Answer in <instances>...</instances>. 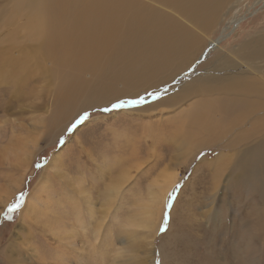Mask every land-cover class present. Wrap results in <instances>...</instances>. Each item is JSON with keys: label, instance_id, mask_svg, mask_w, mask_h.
<instances>
[{"label": "rangeland", "instance_id": "rangeland-1", "mask_svg": "<svg viewBox=\"0 0 264 264\" xmlns=\"http://www.w3.org/2000/svg\"><path fill=\"white\" fill-rule=\"evenodd\" d=\"M221 10L204 28L192 26L188 63L149 92L158 97L142 92L143 104L104 112L139 96L86 106L92 94L83 90L62 114L56 113L61 72L33 48L32 57L22 54L23 11L14 0H0V264H264V160L238 164L247 148H256V118H236L233 127L230 120L213 135L205 121L192 130L183 123L207 96L154 105L205 67L212 71L213 61L244 64L264 84V57L251 63L239 53L264 45V0H231ZM84 112L89 117L69 132ZM42 153L46 159L27 183ZM236 175L238 183L229 185ZM20 192L25 199L9 214Z\"/></svg>", "mask_w": 264, "mask_h": 264}, {"label": "bare ground", "instance_id": "bare-ground-1", "mask_svg": "<svg viewBox=\"0 0 264 264\" xmlns=\"http://www.w3.org/2000/svg\"><path fill=\"white\" fill-rule=\"evenodd\" d=\"M14 1L15 7L23 11L20 22L22 54L31 56L28 50L33 48L44 59L50 60L52 71L62 74L64 82L56 113L63 114L83 90L92 94V101L84 103L88 106L114 97H138L142 92L148 94L163 86L188 63L183 57L196 42L192 26L204 28L206 20L221 12L231 0ZM6 35L14 38L11 32ZM245 49L244 46L239 52L241 58L251 63L257 57H264L263 44L251 51ZM1 56L4 62V48ZM219 56L226 59V56ZM220 66L227 69L218 73ZM245 66L230 59L222 65L213 61L209 66L213 67L212 71L209 68L206 71L205 67L202 74L176 85L171 93L158 99L154 105H175L195 94L207 96L189 110L188 121L183 123L192 130L205 121L213 135L218 134V127L252 115L256 118L252 127L257 126L260 131L259 140L253 145L255 150L247 148L238 158L242 168H249L259 159L264 160V111L261 112L264 84ZM250 66L258 70V66ZM220 86H225V89H217ZM218 92L221 95L218 96ZM231 93L239 98L232 100L227 97ZM238 122L234 120L231 126ZM239 179V175L231 177L229 185H236ZM114 185L113 190L117 186ZM262 195L264 197V191ZM147 205L153 207L154 203L145 205L147 213L151 214L153 209ZM75 207L78 210L75 219L82 228V211L78 204ZM58 218L62 221L63 216ZM62 225L61 222L60 227Z\"/></svg>", "mask_w": 264, "mask_h": 264}, {"label": "snow or ice", "instance_id": "snow-or-ice-1", "mask_svg": "<svg viewBox=\"0 0 264 264\" xmlns=\"http://www.w3.org/2000/svg\"><path fill=\"white\" fill-rule=\"evenodd\" d=\"M149 95H152L154 98L159 96V93H148ZM145 102L144 97L143 96H139L138 98L135 99H126V100H120L116 103L111 104L110 107H105L102 109V111L104 112H109V111H114V110H118L120 108H123L126 105H140L143 104ZM89 113L88 112H84L83 114H81L72 124L71 126L68 128L69 132L74 131L80 124H82L88 117H89ZM61 143H63V139L61 138ZM37 167H41L42 165H40L39 163L36 165ZM26 196V193L24 192H20L18 197L16 198L15 202L13 204L10 205V207L8 208V213L11 214L12 212L16 211L22 204V202L24 201ZM171 202V196L169 197V203ZM9 219H11V215L8 216ZM165 219H170V213L167 211V207H166V215H165ZM162 230H166V228H162Z\"/></svg>", "mask_w": 264, "mask_h": 264}, {"label": "trees", "instance_id": "trees-1", "mask_svg": "<svg viewBox=\"0 0 264 264\" xmlns=\"http://www.w3.org/2000/svg\"><path fill=\"white\" fill-rule=\"evenodd\" d=\"M47 155H44L42 153V155H40L38 160H34V162L32 163L31 166V172L26 176V181L27 183L29 182V180H31V178L35 177V175L37 174V172L39 171L40 167H37L36 165L39 163L40 165H42V163L44 162V160L46 159Z\"/></svg>", "mask_w": 264, "mask_h": 264}]
</instances>
